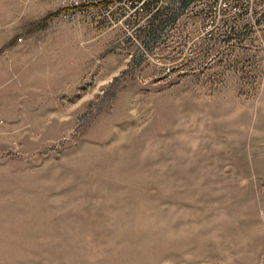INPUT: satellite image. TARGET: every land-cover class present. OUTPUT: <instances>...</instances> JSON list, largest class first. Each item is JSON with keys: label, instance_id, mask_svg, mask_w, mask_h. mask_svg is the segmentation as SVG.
<instances>
[{"label": "rangeland", "instance_id": "374dc122", "mask_svg": "<svg viewBox=\"0 0 264 264\" xmlns=\"http://www.w3.org/2000/svg\"><path fill=\"white\" fill-rule=\"evenodd\" d=\"M0 264H264V0H0Z\"/></svg>", "mask_w": 264, "mask_h": 264}]
</instances>
